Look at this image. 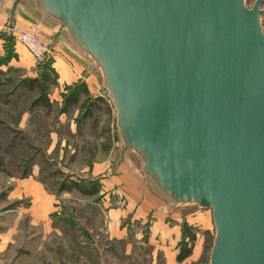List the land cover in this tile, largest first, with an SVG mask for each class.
I'll return each mask as SVG.
<instances>
[{
	"label": "water",
	"instance_id": "water-1",
	"mask_svg": "<svg viewBox=\"0 0 264 264\" xmlns=\"http://www.w3.org/2000/svg\"><path fill=\"white\" fill-rule=\"evenodd\" d=\"M35 1L100 73L120 161L172 207L212 211L209 264H264V0Z\"/></svg>",
	"mask_w": 264,
	"mask_h": 264
},
{
	"label": "rangeland",
	"instance_id": "rangeland-1",
	"mask_svg": "<svg viewBox=\"0 0 264 264\" xmlns=\"http://www.w3.org/2000/svg\"><path fill=\"white\" fill-rule=\"evenodd\" d=\"M255 1L247 0L248 7ZM12 2L0 4V159L5 170L0 171V264H209L215 237L212 211L172 207L162 200L160 211L167 216L160 225L155 214L135 213L128 192L118 187H133L137 197L146 194L141 164L133 154L120 161L116 111L100 73H93L96 94L81 95L78 106L64 111L66 98L86 81L60 83L59 74L67 70L54 53L66 37L53 44L57 26L45 23L53 24L38 14L35 0H25L18 9L29 12L50 41L46 62L49 78L56 82L49 91L50 107L32 106L38 94L25 90L22 82L42 79L49 69L46 63L35 68L29 52L7 30V24L15 23L10 22ZM262 20L264 27V16ZM55 59L59 63L53 66ZM108 174L118 181L109 182ZM69 180L85 185L103 181L108 187L95 197L60 192ZM165 225L171 231L163 239L167 248L159 234ZM188 234L196 236L193 253L179 262Z\"/></svg>",
	"mask_w": 264,
	"mask_h": 264
},
{
	"label": "crops",
	"instance_id": "crops-1",
	"mask_svg": "<svg viewBox=\"0 0 264 264\" xmlns=\"http://www.w3.org/2000/svg\"><path fill=\"white\" fill-rule=\"evenodd\" d=\"M13 1H15V0H13ZM23 1H25V0H23ZM2 2H4V0H2ZM12 6H13V2H12ZM12 6H11V9H12ZM11 9H10V11H11ZM35 15L39 18L37 13ZM14 19H15V21H14L15 24L17 26L21 27L22 29H30L39 23L36 19H31V17L29 16V12L19 11L18 7L16 10V15H15ZM0 20H2L1 15H0ZM42 21L45 22L44 20H42ZM45 23L48 24V26L50 25V27H52L54 25V24H51L49 22H45ZM42 26L45 27V25H42ZM45 28L47 29L48 27H45ZM46 29L44 30V33L45 32L48 33L46 31ZM63 37L65 38V36H63ZM65 41H66V44L64 46L61 44L60 41H58L59 43L56 45L55 53H54V56L61 58V60H62L61 63H62V65L66 66L65 69L67 70V72L63 71L62 74H59L60 83H62V84L67 83L68 84V82H73V81L78 82L79 80L85 79V81H86L85 83L87 85V88H88V91L90 92V94L91 93L96 94V88L99 87V85L96 84L97 77L93 76V73L95 74V73H99V72H95L93 70L94 65H93V62L91 61L90 58L83 55L77 49H75L73 46H71V44L69 43L67 38H65ZM57 63H59V62H57V60L55 59V61L53 62V66L56 65ZM101 84H102L103 90H105V88L103 86V82ZM98 91H100L99 88H98ZM126 156H128V155H126ZM107 176L110 177V179L108 180L109 182L115 181L116 180L115 178L118 177V176L111 177L110 174H108ZM30 177H33V176H30ZM30 177H28V179H31ZM116 181H118V180H116ZM142 181L146 187V191H147V193L145 192L146 194L142 193L137 197L136 193H135L136 190L133 187L130 188V186L125 187V185L124 186L120 185L121 187H118V190L121 192H123V191L128 192L129 196H127V195L126 196L128 198L130 197L129 198L130 199L129 200L130 207H132L134 209L137 208V209H135V213H139L140 215H148V216L150 214H155L158 216L157 219H158L159 225H160L163 222H165L164 215L167 216V214H164L162 210L160 211L162 201L159 198H157L156 196H154L151 189L149 188V186L147 184H145L144 180H142ZM100 184H101L102 191L103 190L105 191V185H107V184H104L102 186L103 181L100 182ZM108 184H111V183H108ZM107 187H108V185H107ZM131 199H133V200H131ZM164 228H165V230L163 232L159 233V231H157V233L160 234V238L162 237V239L160 241V243L162 242V244H163L162 247L167 248L168 247L167 240H163V239L169 237L168 235L171 234V231L170 232L167 231L168 226H166V225L164 226Z\"/></svg>",
	"mask_w": 264,
	"mask_h": 264
},
{
	"label": "trees",
	"instance_id": "trees-1",
	"mask_svg": "<svg viewBox=\"0 0 264 264\" xmlns=\"http://www.w3.org/2000/svg\"><path fill=\"white\" fill-rule=\"evenodd\" d=\"M46 68L48 70V73H44L42 75V79H32V80H26L22 82V86L25 90H29L31 92H37L38 98L33 102V107H50V100H49V91L51 89V85H54L56 82H53L49 78V73L51 71L50 65L46 62ZM45 66L43 68H45ZM51 83V84H50ZM81 95H87L88 98H90L91 94L88 91V88L86 85H83V87L80 88V91H75L74 93L70 94L68 98H66V107H64V111L70 107L78 106L80 103ZM100 101V100H99ZM65 106V105H64ZM4 164L3 161L0 159V171L4 170ZM32 176V173L29 174V177ZM69 186H66V183L60 185V192H70L73 190H76L80 192L82 195L85 196H98L101 191V184L97 180L89 181L88 185L84 184L83 181H75V180H69L68 182ZM187 238L189 239V242H185L183 251L178 255L177 261L184 262L189 257L192 256L193 253V247L196 242V236L195 235H187Z\"/></svg>",
	"mask_w": 264,
	"mask_h": 264
},
{
	"label": "built area",
	"instance_id": "built-area-1",
	"mask_svg": "<svg viewBox=\"0 0 264 264\" xmlns=\"http://www.w3.org/2000/svg\"><path fill=\"white\" fill-rule=\"evenodd\" d=\"M4 28V27H3ZM2 28H0L1 31ZM7 30L17 44L23 46L31 55L35 68H42L49 53V42L42 33V30L34 26L30 29H22L15 23L7 24Z\"/></svg>",
	"mask_w": 264,
	"mask_h": 264
}]
</instances>
